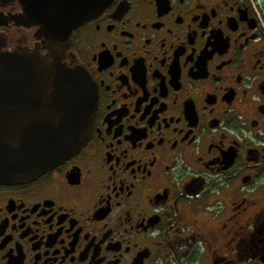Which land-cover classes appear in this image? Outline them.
<instances>
[{
	"label": "flooded vegetation",
	"instance_id": "1",
	"mask_svg": "<svg viewBox=\"0 0 264 264\" xmlns=\"http://www.w3.org/2000/svg\"><path fill=\"white\" fill-rule=\"evenodd\" d=\"M44 1L0 0L4 49L49 52ZM62 60L93 134L0 184V264H264V0H110Z\"/></svg>",
	"mask_w": 264,
	"mask_h": 264
},
{
	"label": "water",
	"instance_id": "2",
	"mask_svg": "<svg viewBox=\"0 0 264 264\" xmlns=\"http://www.w3.org/2000/svg\"><path fill=\"white\" fill-rule=\"evenodd\" d=\"M109 1L49 0L29 12L41 26L47 53L4 49L0 37V184L35 179L77 153L93 134L91 78L62 58L71 31Z\"/></svg>",
	"mask_w": 264,
	"mask_h": 264
}]
</instances>
